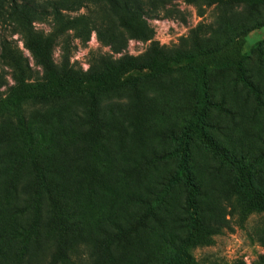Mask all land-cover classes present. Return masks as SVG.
Listing matches in <instances>:
<instances>
[{"label":"rangeland","instance_id":"obj_1","mask_svg":"<svg viewBox=\"0 0 264 264\" xmlns=\"http://www.w3.org/2000/svg\"><path fill=\"white\" fill-rule=\"evenodd\" d=\"M98 1L0 0V100L22 77L46 81L25 48L24 30L51 33L56 12L70 21L87 17L69 32L67 70L79 79L117 70L131 58L139 67L150 65L151 42L133 39L126 18L131 27L146 22L168 58L216 49L249 32L240 69L207 72L206 127L240 163L250 165L264 155V3L116 0L117 14L107 1ZM62 57L57 46L60 71ZM200 88V75L185 68L95 98L83 93L28 102L18 113L0 116V264H67L61 249L71 264H175L190 222L186 191L173 178ZM188 144L200 217L218 232L212 245L189 250L194 264H264V211L238 193V169L195 138ZM31 148L49 183L63 186L78 207L85 235L48 227L43 211L48 195L38 182ZM80 172L88 173L87 181ZM254 182L264 192V162ZM77 245L85 247V261L77 259Z\"/></svg>","mask_w":264,"mask_h":264},{"label":"trees","instance_id":"obj_2","mask_svg":"<svg viewBox=\"0 0 264 264\" xmlns=\"http://www.w3.org/2000/svg\"><path fill=\"white\" fill-rule=\"evenodd\" d=\"M107 1L114 9L113 12L119 13L121 7L116 0H99L98 3ZM205 2L208 4H226L227 2L241 4L264 3V0H186L188 4ZM126 14L131 13L128 8ZM87 20L82 16L73 21L66 20L63 15L56 12L52 31L49 34L36 31L32 27L25 29V48L31 53L37 65L42 67L46 81L44 83H30L24 77L18 80L7 96L0 100V116L9 113H18L22 106L28 102L46 101L49 99L60 98L64 96H73L86 93L95 98L103 91H110L134 84L142 78L157 77L176 70L185 68L192 69L200 75L201 88L198 108L192 122L185 128L179 145L178 170L173 181L182 184L186 191V212L190 222V233L183 242L179 256L175 264H194L189 250L192 248L209 246L213 244V238L217 235V230L206 224L200 217L199 208V188L195 183L190 169L188 167V142L195 138L206 150L213 156L219 158L238 169L237 191L248 204L254 208L264 211V192L261 191L254 182V172L260 163L264 162V155L250 165L240 163L234 156L219 147L214 139L208 134L206 120L209 113L210 101L208 95V86L206 75L209 69L232 67L240 69L245 61L246 38L249 32L242 33L238 38L227 42L223 46L212 50H199L193 55H179L174 58H168L161 50L159 44L154 40L155 31L151 29L146 22L131 27L130 19H123L124 27L129 30L133 39L145 42H151L153 58L148 67H139L133 63L131 58L126 64L117 70H108L102 75H94L87 79H79L67 70L70 61L71 45L69 32L74 30L75 24ZM57 46H61L63 58V71H60L54 61V51ZM20 122L24 126V121L20 117ZM23 133L30 142V137L24 129ZM30 159L33 167L37 171V178L40 187L48 195V211L46 219L48 227L59 232H71L72 235H85L78 207L68 199L63 186H52L46 178V171L40 166L37 160V151L30 149ZM86 172H80L79 177L85 178ZM81 183V182H80ZM84 190L83 188H79ZM90 189V188H89ZM88 189V192L90 191ZM41 197V192L37 193V200ZM41 199V198H40ZM77 204L79 201L75 199ZM42 202V199L40 200ZM39 202V203H40ZM74 208L72 211H70ZM75 210V212H74ZM74 212V213H73ZM76 216V217H75ZM75 221L71 224L72 221ZM76 255L78 260H86L85 247L77 245ZM59 257L65 259L67 264H71L70 256L66 249L59 251ZM92 258V255H91ZM90 258V259H91Z\"/></svg>","mask_w":264,"mask_h":264}]
</instances>
